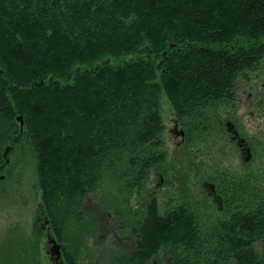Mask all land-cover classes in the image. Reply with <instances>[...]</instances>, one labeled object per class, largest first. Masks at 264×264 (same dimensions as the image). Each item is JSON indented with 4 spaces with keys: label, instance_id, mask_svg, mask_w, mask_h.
<instances>
[{
    "label": "trees",
    "instance_id": "16d2710c",
    "mask_svg": "<svg viewBox=\"0 0 264 264\" xmlns=\"http://www.w3.org/2000/svg\"><path fill=\"white\" fill-rule=\"evenodd\" d=\"M262 64L264 0H0V170L27 135L38 232L64 264H264L260 170L222 178V206L168 192L161 212L156 196L190 190L202 134ZM162 94L183 127L172 154ZM12 237L0 263L44 264L36 234Z\"/></svg>",
    "mask_w": 264,
    "mask_h": 264
},
{
    "label": "rangeland",
    "instance_id": "374dc122",
    "mask_svg": "<svg viewBox=\"0 0 264 264\" xmlns=\"http://www.w3.org/2000/svg\"><path fill=\"white\" fill-rule=\"evenodd\" d=\"M182 23L188 26L187 22ZM20 61H22L21 67L27 69L26 62L21 57ZM259 81L264 82V79H259ZM247 92V88L243 92V88L240 87L234 98L235 101L231 105L233 111L229 108L219 109L216 115V123L213 122V129L208 131L210 136L205 133L202 134L199 151L195 155V165L199 169L197 175L189 180L190 190L185 191L184 189L183 191L182 189H178L175 183H172V185L166 184L157 191L156 196L161 212H163L167 205L164 194L168 192L173 195L179 194L180 197L184 193L186 196L187 192L189 196L197 195L202 197V199L198 200V203L202 204L203 198L206 196L205 194L209 195V189L204 188L206 178L212 183L216 181L217 192L222 194L225 190L222 187L225 184L222 181L219 182L222 178L236 184L238 181L233 178L244 175L254 177L256 176V170H260L259 177L262 178L264 176V112L261 111V107L254 106L251 108L252 112L249 110L246 100ZM159 101L160 116L164 125L165 146L168 153L172 154L177 149L180 140L178 139V132L183 127L181 124L179 127L175 124L174 111L165 94L160 96ZM235 105H238L236 110L234 108ZM262 106H264V103ZM229 123L251 145L250 149L253 157L245 169L241 165L242 157L237 143L230 142L231 138L228 136L229 126L227 127ZM254 149L262 151L255 153ZM5 155V166L0 170V249H6V254H11L14 246H10L9 248V240L6 237L8 233L9 237L13 233L12 239L17 242V231L22 229L28 234H36L40 256L44 264H64L65 262L61 258V253L59 260L56 259V254H52L53 245L48 241L47 231H44L42 234L38 232L44 218L40 199L41 192L37 185L35 171L36 160L27 135L22 138L20 143L14 146L8 145ZM179 160L177 162L180 164ZM174 171H179V169H174ZM200 176L203 177L200 178ZM259 182H262V180ZM154 184H158V177H154L152 174L150 177V188ZM99 188L100 194L98 195H102L101 193L108 189L106 184H102ZM174 188H176L175 192L173 191ZM232 188L233 185L229 187V193L233 191ZM201 192L202 195L200 194ZM92 200H86L87 205L91 208L94 207L95 203L93 198ZM208 200L210 201V199ZM211 206L214 210L216 209V206L212 202ZM202 207L204 206L201 205L198 209ZM207 210L213 212L211 209L207 208ZM7 261L5 258L0 264H6Z\"/></svg>",
    "mask_w": 264,
    "mask_h": 264
},
{
    "label": "flooded vegetation",
    "instance_id": "af4514ba",
    "mask_svg": "<svg viewBox=\"0 0 264 264\" xmlns=\"http://www.w3.org/2000/svg\"><path fill=\"white\" fill-rule=\"evenodd\" d=\"M262 78L264 79V64L260 65L258 72H256L254 75L250 76V79H248V80L244 79L239 86V88L240 87L243 88V92L245 91L246 88L248 89L246 100H247V103L249 105L250 111H251V108L254 106V107H261V111L264 112V108H263L264 106H262L264 103V82L259 81V79H262ZM234 108L236 110L238 108V105L237 106L235 105ZM229 109L231 111H233L232 106H230ZM175 122H176L175 124L179 127L177 120ZM227 127H228V132H229L228 136H229V138H231L230 142L231 143H237L238 150H240L241 157H242L241 165L245 169L246 165H248L251 162L252 157H253L252 151L250 149L251 145L244 138H242L240 133L235 129L234 126H232V124H230V123L227 124ZM178 135H179L178 139L181 140L183 138V136L181 135L180 131L178 132ZM244 149H245V151H244ZM236 177H239V176H236ZM216 183H217L216 181H214L213 183L212 182H209V183L206 182L204 184V188L209 189L210 199L215 204H220V206H222L221 203L225 199H224L223 194H220L217 192Z\"/></svg>",
    "mask_w": 264,
    "mask_h": 264
},
{
    "label": "water",
    "instance_id": "95a60500",
    "mask_svg": "<svg viewBox=\"0 0 264 264\" xmlns=\"http://www.w3.org/2000/svg\"><path fill=\"white\" fill-rule=\"evenodd\" d=\"M17 120L20 122V127H21L22 126L21 118L18 117ZM181 135L183 136V132H181ZM47 238H48L49 243H51L53 245L52 246V254H56V259L59 260L60 259L59 245L50 236H47Z\"/></svg>",
    "mask_w": 264,
    "mask_h": 264
}]
</instances>
